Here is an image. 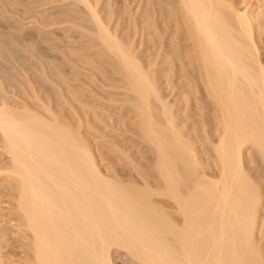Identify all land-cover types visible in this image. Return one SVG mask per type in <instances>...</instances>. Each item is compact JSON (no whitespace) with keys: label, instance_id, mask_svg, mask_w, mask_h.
I'll return each mask as SVG.
<instances>
[{"label":"bare ground","instance_id":"obj_1","mask_svg":"<svg viewBox=\"0 0 264 264\" xmlns=\"http://www.w3.org/2000/svg\"><path fill=\"white\" fill-rule=\"evenodd\" d=\"M1 1L0 188L26 264H264V0H36L34 32L9 34L23 1ZM34 68L44 95L11 94ZM95 81L122 97L79 101Z\"/></svg>","mask_w":264,"mask_h":264},{"label":"rangeland","instance_id":"obj_2","mask_svg":"<svg viewBox=\"0 0 264 264\" xmlns=\"http://www.w3.org/2000/svg\"><path fill=\"white\" fill-rule=\"evenodd\" d=\"M21 1H23V2H21ZM25 1H26V3H25ZM32 1H36V0H29V1H27V0H19L18 1V3L20 4V2L22 3V4H20V5H18V7L17 8H14V9H12V8H10V11L7 13V12H3L4 14H3V18L4 17H6V19L4 18L3 20H1V21H4V22H6V24L8 23V21L10 22V21H14L15 20V22L17 23V24H15L14 23V25H13V23H8L7 25L3 22V25H5L6 27H7V29H6V27H5V29H6V31L7 30H9V32H10V28H12L13 29V27L14 28H17V29H15V30H12L11 29V32L13 31V32H20V28L22 27V29L21 30H23V31H21V32H26V33H29V32H31L32 33V30H33V32H34V30L35 29H33L34 27H36L37 25H38V23L36 22V20H34V18L33 17H35L37 14L35 13V16H33V14L32 13H34V11H33V9L34 10H36V9H38V10H40V9H42V8H44V7H36V9H35V7L33 8L30 4H29V2H32ZM0 5L2 6L4 3H5V1H4V3H3V1H1L0 0ZM27 4H29V5H27ZM51 4V5H50ZM49 4V6H55V5H61L62 4V2H58V1H52L51 3ZM135 4V3H134ZM24 5V6H23ZM25 5H27V6H25ZM0 6V7H1ZM4 6V5H3ZM1 7V11H5V9H4V7ZM22 8H21V7ZM26 7H28V8H26ZM31 7V8H30ZM19 8H20V10H19ZM33 8V9H32ZM24 9H26V10H28V11H26V10H24ZM16 10H18V12H19V14L17 13V11ZM22 10V11H21ZM12 11H13V13H12ZM23 12V13H22ZM30 12H32V13H30ZM10 13V14H9ZM14 13L16 14V15H14ZM0 15L2 16V14L0 13ZM10 15V16H9ZM14 15V16H13ZM18 15H20V16H18ZM1 16H0V18H1ZM17 16V17H16ZM38 17H35V19L36 18H39V14L37 15ZM12 17V18H11ZM21 17V18H20ZM14 18V19H13ZM19 18H20V21L21 22H19ZM12 19V20H11ZM5 20H7V21H5ZM17 20H18V22H17ZM51 20V19H50ZM34 21L36 22V24L34 23ZM47 21H49V19L47 20ZM52 21V20H51ZM2 23V22H1ZM34 23V24H33ZM10 24H12V26H10ZM22 25V26H21ZM3 27V26H2ZM33 27V28H32ZM19 28V29H18ZM5 29H3L2 28V30H5ZM27 30V31H26ZM4 32V31H3ZM10 32V33H11ZM7 33H8V31H7ZM9 34V33H8ZM68 34V33H67ZM27 36V35H26ZM263 42H262V44H261V41H260V45H261V52H262V57H264V40H262ZM21 46V45H20ZM44 46L46 47L47 46V44L45 45L44 44ZM22 47L23 46H21L20 47V49L22 50V51H24L23 49H22ZM47 48V47H46ZM45 51H47V50H45ZM50 52V51H49ZM52 52H50V54H51ZM25 54L26 55H28L27 54V52H25ZM53 55H54V53H52ZM51 54V55H52ZM23 56H24V53H23ZM34 57V56H33ZM32 57H30V59H31ZM53 57H51V59H52ZM34 59H36L35 57L34 58H32V60H34ZM47 59L49 60V58H48V56H47ZM53 60V59H52ZM10 64V63H9ZM7 65L8 67L10 66V68H12L11 67V65H13V64H11V65ZM14 69V68H13ZM37 70V68H34V71L32 70V71H30L29 73H30V75H31V79L33 78H36V76H37V78H40V76L38 77V75H40L39 73H41V72H39V71H36ZM12 71V70H11ZM10 71V72H11ZM36 71V72H35ZM14 72H19V70L17 71V70H13V72H11L12 74L14 73ZM33 72H35V73H33ZM36 73H38V74H36ZM20 74V73H19ZM36 74V75H35ZM14 75H15V73H14ZM17 76H18V74H16ZM64 75H66V79L67 80H69V82H70V84H75V86H76V84H77V87L76 88H79V84H80V82L82 83V81L84 80L83 78H80L79 79V81L77 80H73V78L72 77H70L71 75L70 74H64ZM13 76H11V80L12 81H10V82H13L12 84L14 85V86H12L10 83H9V90H11L10 92H11V94L12 93H14L16 90H17V92H15L14 93V95L15 94H17L19 91H20V89L21 90H24L23 91V93H22V91H20L19 93H18V95L19 94H21V96L19 95H16V97L14 96V98H12V99H16V100H18V102H21L19 99H17V96H18V98H21V97H23L24 95L23 94H25V91H27V92H30L31 94H29L27 97H23V99H26V98H29V96L31 95V96H33L34 94H32V92H33V88H31L30 86H33V85H35V86H33L34 88L36 87H39V89L42 87V83H44V82H42L41 80H40V82L41 83H38V81L37 80H39V79H37V80H30L29 81V77L27 78H24V75H23V73H22V76H21V74H20V77L22 78V80L25 82V84H24V82L22 81L21 82V80L19 79V76H18V78H15V77H13ZM68 77V78H67ZM15 78V79H14ZM71 78V79H70ZM14 79V80H13ZM19 79V80H18ZM29 81H27V80ZM26 80V81H25ZM70 80H73V82L71 83V81ZM80 80H82V81H80ZM86 80V79H85ZM76 81V82H75ZM19 82V83H18ZM27 82V83H26ZM48 83H46L45 82V84L44 85H49V86H47V91L45 90V92H48V90L50 89V90H53V91H55V93L57 92V91H59V90H56V88H55V86L50 82V81H47ZM95 82H98V81H95ZM178 82H180L179 80L178 81H176V82H174L176 85H178L177 83ZM29 83L30 84H32V85H30L29 86ZM84 83V82H83ZM102 83V84H101ZM22 84H23V86H22ZM39 84H41V85H39ZM103 84H105V83H103L102 81L100 82H98V83H94L91 87V89H94V90H90L91 92H93V91H95V94L96 95H99V96H102L103 97V99H100V98H102V97H98V96H95V94H93V93H90L91 94V97H90V94L88 95V94H86V93H89L88 91H85L86 93H74L75 94V96L76 95H78L77 96V98H79L78 100L79 101H84V102H87V103H90V104H99L98 102H100L101 104H103V102H104V105H106V106H111L112 107V105H110V102H109V100H108V102H109V104L107 103V98L109 99V98H111V96H113L112 98H121L120 97V95H121V92L120 91H118V90H114V89H112V88H110V87H108V86H105V85H103ZM43 85V86H44ZM50 85H51V88H50ZM82 85H84V84H80V87H82ZM85 85H87V84H85ZM85 85L82 87V88H85ZM179 85H181V84H179ZM178 85V88L179 87H181V86H179ZM10 86H12V87H14L13 89H12V87H11V89H10ZM16 86V87H15ZM21 86V87H20ZM27 86H29V87H27ZM41 86V87H40ZM96 86V87H95ZM164 87H166V83L163 85ZM49 87V88H48ZM24 88V89H23ZM26 88H31V89H26ZM44 88V87H43ZM42 88V90H44ZM64 88V87H63ZM87 88H88V86H86V90H87ZM177 88V87H176ZM182 88V87H181ZM38 89V88H37ZM37 89H35L36 91H37ZM38 89V90H39ZM55 89V90H54ZM58 89V88H57ZM65 89V88H64ZM9 90H7V92H9ZM28 90H30V91H28ZM179 90H180V88L179 89H177L176 91H178L179 92ZM182 90V89H181ZM180 90V91H181ZM116 91V92H115ZM118 91V92H117ZM35 92V91H34ZM37 92H40V93H44V91H42L41 92V90H39V91H37ZM120 92V93H119ZM177 92V93H178ZM50 93H51V91H50ZM53 93V92H52ZM58 93V92H57ZM101 93V94H100ZM10 94V93H9ZM9 94H7L8 96H9ZM11 94H10V96H11ZM26 94H28V93H26ZM25 94V95H26ZM47 94H49V92L47 93ZM47 94H46V96H47ZM79 94H81V96L79 95ZM44 95V94H43ZM49 95H51V94H49ZM84 95H85V97H84ZM86 95H87V98H86ZM94 97H93V96ZM118 95V96H117ZM13 96H11V97H13ZM57 96V95H56ZM81 97V98H80ZM83 97V98H82ZM90 97V98H89ZM95 97H97V98H95ZM171 97V99H174V96L172 95V96H170ZM32 97H30V99H31ZM176 98V97H175ZM22 98H21V100H23ZM33 99V98H32ZM85 99H87V100H85ZM93 99V100H92ZM98 99H100V100H98ZM92 101V102H91ZM77 101H75V104L77 105V103H76ZM107 103V104H106ZM112 104V103H111ZM91 114V115H90ZM88 115L90 116V118H88V119H90L91 120V122L92 121H94V122H96L95 120H94V116H93V114L91 113V111L88 113ZM92 116V117H91ZM101 116V117H100ZM100 118H101V120L103 121H98L99 122V124L101 125V127H103V130H105L106 129V131L108 130V132L107 133H112V134H110V135H112L111 137H113L114 139H116V140H114V141H116V142H118L119 144H121V145H123V144H125V145H123V146H128V147H126V148H129L130 150H132V152H134L133 151V149L135 148V147H133V148H131L132 146H130L129 147V145H131L132 143H131V141L133 140V135H131V133L130 132H128L127 131V133H126V131H125V129L123 130L122 129V127H121V125L117 128V125H116V120L114 121H112L111 122V124L113 125V127H112V125L111 126H109L110 124H108L109 122H110V120L106 117V115H102V114H100ZM94 117V118H93ZM93 118V119H92ZM99 118V119H100ZM104 119V120H103ZM108 122H107V121ZM114 123H115V125H114ZM98 124V125H99ZM99 125V126H100ZM103 125V126H102ZM105 126H109V128L108 127H105ZM117 128V130H116V128ZM114 130H113V129ZM121 129V130H120ZM111 131V132H110ZM125 131V132H124ZM90 132V138H92V140L94 141V142H96L97 144H98V154L100 155V158L102 159V162H103V164H104V166H107L108 168L109 167H112V165L114 164L115 166H119L120 165V161H119V155H118V153H116L117 151L113 148V146L112 145H110L111 144V142H110V144H108L107 145V142L106 141H103L102 139H100L99 138V136H97L96 134H94L92 131H89ZM93 133V134H92ZM92 134V135H91ZM129 135H130V137H129ZM95 136V137H94ZM96 136H97V138H96ZM118 136V137H117ZM94 138V139H93ZM111 140H112V138H110ZM102 140V141H101ZM118 140V141H117ZM123 140V141H122ZM131 140V141H130ZM123 143H121V142ZM105 142V143H104ZM129 142V143H128ZM131 143V144H130ZM102 144H103V146H102ZM108 147H107V146ZM110 145V146H109ZM112 146V147H111ZM101 148V149H100ZM113 148V149H112ZM139 150H138V149ZM100 149V150H99ZM111 149L113 150L112 152H111ZM137 149V150H136ZM136 149H135V152L136 151H142V150H144L143 148H139V147H136ZM141 149V150H140ZM116 152H115V151ZM102 151V152H101ZM105 151V152H104ZM100 152H101V154H100ZM103 154V155H102ZM117 154V155H116ZM116 155V156H115ZM7 155H4V154H2L1 156H0V164H3V163H5L6 161H8L7 160ZM116 159H118L117 161L119 162H116L115 160ZM112 161V162H111ZM114 162V163H113ZM110 163H113V164H110ZM117 163L119 164V165H117ZM110 164V166H108ZM113 165V166H114ZM114 166V167H115ZM106 167V168H107ZM0 183H2L1 181H0ZM1 186V185H0ZM3 186H4V183H3ZM1 190H0V232L1 233H6L5 235L7 236L6 237V241L7 242H4V243H6L5 245H7V246H5L6 247V251H5V249H4V252L6 253V252H8V253H4L5 254V264H26V261L23 259V254H22V248L20 249V248H18L20 245H19V243L17 242V238H15L16 236H14V232H13V228H12V220L10 219V218H12V215L10 214V210L8 209V207H9V198H10V195L9 196H7L8 195V193H7V191H5L2 187L0 188ZM1 191H2V194H1ZM3 191L7 194H5L4 193V196H3ZM8 200V201H7ZM6 201V202H5ZM11 221H10V220ZM11 226V227H10ZM1 228H3V231L4 232H2V229ZM9 239V240H8ZM17 242V243H16ZM9 243V244H8ZM18 244V245H17ZM22 254V255H21ZM113 255L116 257V262H117V264H133L134 262H132L133 260H132V258H130V256H128L125 252H123V251H121V250H118V249H115L114 251H113ZM7 258V259H6ZM23 259V260H22ZM8 262H7V261ZM135 264V263H134Z\"/></svg>","mask_w":264,"mask_h":264}]
</instances>
